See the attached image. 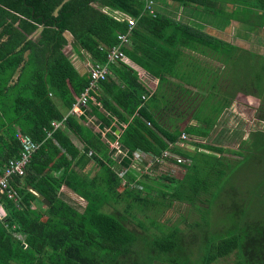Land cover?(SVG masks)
<instances>
[{"label": "trees", "instance_id": "16d2710c", "mask_svg": "<svg viewBox=\"0 0 264 264\" xmlns=\"http://www.w3.org/2000/svg\"><path fill=\"white\" fill-rule=\"evenodd\" d=\"M151 1L154 15L145 12L146 0H0V175L9 160L19 157L17 132L39 146L25 175L11 181L16 202L0 196L6 212L0 220V264H213L231 255L236 264H264V220L242 209L246 191L222 181L224 162L232 160L225 154L253 163L258 156L250 150L253 143L243 140L234 150L180 140L182 133L207 138L209 127L216 125L237 91L227 72L222 90L221 72L205 59L229 66L238 64L241 55L226 39L181 22L171 12L196 9L205 11L214 24L233 20L261 28L264 0ZM113 12L135 19L122 51L158 80L157 88L149 93L133 68L112 63L94 94L100 107L91 103L86 116L68 115L89 75H80L64 53L68 42L63 34L72 35L74 52L104 63L107 51L118 45L117 35L128 31L127 22L117 21ZM255 78L261 80L258 73ZM198 94L206 104L213 101L199 118L203 100L192 111L184 109L187 97L192 102ZM163 118L173 127H162ZM191 118L203 126L188 125ZM257 118L264 122V96ZM62 121V128L51 126ZM109 128L107 139L117 141L128 158H114L116 150L101 138L100 131ZM168 143L175 144L174 151L190 164L179 180L160 175L172 184L169 191L155 190L144 182L149 176L138 179L129 168L132 153L160 155ZM116 163L129 168L123 178ZM62 188L85 202L82 210L67 202ZM173 203L187 204L199 213L195 227L201 240L212 235L195 260L189 252L195 239L149 216ZM218 203L226 205L224 212L232 219L223 220L225 229L209 217ZM140 216L160 229V235L149 234Z\"/></svg>", "mask_w": 264, "mask_h": 264}, {"label": "rangeland", "instance_id": "374dc122", "mask_svg": "<svg viewBox=\"0 0 264 264\" xmlns=\"http://www.w3.org/2000/svg\"><path fill=\"white\" fill-rule=\"evenodd\" d=\"M156 3L160 4L162 3V1L157 0ZM172 15L181 22L186 23L188 21L191 25L198 26L201 29H208L207 26L215 27L214 19L211 18L205 11H200V10L197 11L196 9H194L192 15V12L184 8V9H178L177 11L172 10ZM194 15L196 17H194ZM197 16L199 17V19H197ZM188 18L189 19L192 18V20H189ZM226 25H228L229 34L233 33L235 37H237L238 34L239 36L242 35L244 36L241 42L237 41L236 44L238 45L246 44L248 38L246 37L245 31L238 29L237 24H235L236 26L233 27V23H231V21L229 20H227L225 24L221 23L220 29L225 31ZM229 39L230 38H227V40ZM64 50L65 53L66 54L69 53V56L72 58L73 52H71L68 49V47H66ZM77 53L79 52L77 51L76 54ZM79 56L83 57L82 54H79ZM213 65H217L218 67H220V69H222L220 73L222 77L220 81L222 90L226 86L225 75L227 71H228L227 73H230V75L232 76V79H234L235 82L234 81L233 82L236 83L235 88H237L236 90L238 91L237 95H239L237 101L235 102H237L238 104L235 103L236 104L235 105L234 102H232L233 108L230 111H226L224 113V115L217 121L216 126L209 127L210 129L209 136L206 139L204 138L202 139L200 138V139L205 144L222 146L224 148L234 149V150L238 148L239 143L243 140L253 143V145L250 147V150L255 151L252 152L253 155L255 153L258 155L256 156V159L252 160L253 163L249 159L248 161H246L245 159L237 158L240 159L241 161H236L233 160L234 158L236 159V157H234L233 155L225 154L228 159H232V160H229L228 162H224L226 167L225 169L226 175L222 177V181L225 182L226 184H231V186L237 187L239 190L246 191L247 194L244 200L242 201V203L244 202V206L242 207V209L248 212L251 217H255L258 215L260 219L264 220V184H263L264 183V123L263 121H260L257 118L258 107L263 101L264 92L262 93L263 95L262 96L260 95V92L262 91L255 88L257 86L259 88L264 89V58L263 59L259 57L255 58L252 56H247L245 54H242L241 59H239L238 61V64L236 63L235 65H233L230 62V65L226 66V64L224 63V68H226V71L223 70L222 65L216 64V62H214ZM257 73L260 75L261 80L255 78V75ZM249 88L256 89V92L252 95L253 91H250ZM203 98L204 97H201V95L198 94V97L193 99L192 102H189V97H187V100H185L184 102L185 111H189V110L192 111V109H194L195 106L198 103H201L203 100L204 106L199 111L198 118L200 115L207 114L209 112L208 105H210L213 101L210 100L208 101V104H206L207 102ZM247 101L248 102L250 101L249 104L251 105H249ZM60 110L62 109L60 108ZM189 124L203 126L202 122H199L192 118L189 120L188 125ZM168 129H170V127H168ZM103 133H105V131H100V136H103ZM249 133L251 134L248 136ZM253 133L257 134L255 139H253L254 137ZM116 154L114 158L117 157ZM116 166H119V164L116 163L115 168ZM185 169L183 167H179L172 170L171 171L172 173L170 172L171 173L170 174L169 173L170 170L168 168H163L161 170L156 171L155 176L147 175L150 177L149 178L150 180L144 179V182L147 181L148 184L156 188L155 190L159 189V190L169 191L170 190L169 187H171L172 184H170V182L168 181L162 180L160 178V175L169 176L170 178L179 180L184 176L186 172ZM123 192H124V188L121 187L119 189V193H123ZM62 193L65 195L63 197L72 206L78 208L79 210L83 209L85 202L81 198H79L77 195L73 194L72 192L66 190L65 188H62ZM152 195L153 196L155 195L154 197L157 200H160L161 198L158 192L152 191ZM224 202L226 205L229 204L227 203V201ZM225 206L222 203L220 205L219 203L216 204L211 210V214L209 216L212 223L215 222L219 224V226L221 227L223 225L224 229H225V225L222 224L223 220L226 221L227 218L228 220L227 222L230 223L232 221V219L229 220L231 216H228V214L225 213L226 212L224 209ZM149 216H153L157 224L163 225V227L165 228H172L173 226H178L186 235V237L187 236L192 237L191 239L192 241L193 239H195L194 246H192V248L189 249L190 254H192L191 256L192 260L198 258L197 256L202 253L201 249H203V253H204L205 244L208 241L212 240L211 239L212 235L211 236L207 235L201 240V236L197 231V227H195V224L200 222V215L196 211L190 209L187 206V204L173 203L171 207L164 209L161 214H150ZM140 217L142 221L143 220L145 221L146 223L145 227L149 230L148 231L149 234L160 235V229H157L152 225H150L149 222L145 220L143 216ZM131 228H135L137 231H140V229L136 228L134 225H131ZM202 241H203V246H201ZM213 264H236V257L234 255H231L230 257L226 259L218 260Z\"/></svg>", "mask_w": 264, "mask_h": 264}, {"label": "built area", "instance_id": "2783aa9c", "mask_svg": "<svg viewBox=\"0 0 264 264\" xmlns=\"http://www.w3.org/2000/svg\"><path fill=\"white\" fill-rule=\"evenodd\" d=\"M107 13V10H103ZM145 12L149 15H154L153 2L151 0H146L145 4ZM112 16L117 21L125 20L128 24V31L126 34H118L117 40L118 45L110 48L107 51L106 62L99 63L94 61L88 67V75L89 82L84 91L76 98L75 103L73 104L71 110L68 115H74L77 118L86 116V113L89 111V104H96L98 107L100 105L96 103L94 94L98 90V84L101 81H104L109 74V65L116 62H123L129 65V60L126 55L123 53L122 48L129 44V39L133 28L136 25L135 19L128 18L121 13L113 12ZM146 96H143L142 99L146 100ZM90 122L92 120L91 117H86ZM65 119V118H64ZM63 119V121H64ZM62 122H52L51 126L53 129H58L63 127ZM121 128H125L126 125L121 124ZM147 126H150V123L147 122ZM98 128V126H95ZM101 131H105L101 138L109 145L110 149L116 150V155H121L122 157L128 158V153L121 150L120 145L117 141L110 142L106 133L110 132L109 129H103ZM116 137V133H113ZM50 136V133L47 134ZM16 139L18 140L21 150L19 153V157L17 159L9 160L8 165L3 170L0 175V196H5L7 199L16 202L15 193L11 186V181L14 177H23L25 175L26 167L31 159V156L38 149V145L31 139L30 136L22 134L21 132L16 133ZM181 141H189V142H199V140L189 137L187 134L182 133L180 136ZM175 144L168 143L167 149L162 151L160 155L146 154L140 150L132 153L131 163L129 168L136 171V176L140 179L144 175L155 176L156 171L161 170L163 168H168L169 173L179 167H183L189 163L188 159H185L180 154L174 151ZM177 147L189 148L187 144L178 143ZM119 170L117 174L119 177L123 178L125 173L128 172L129 168L123 167L120 163ZM186 170V169H185ZM172 173V172H171ZM170 173V174H171ZM125 185V181L123 180V184ZM32 192V191H31ZM35 194L34 192H32ZM6 217V212L3 206L0 204V220H4Z\"/></svg>", "mask_w": 264, "mask_h": 264}, {"label": "crops", "instance_id": "0c3cea01", "mask_svg": "<svg viewBox=\"0 0 264 264\" xmlns=\"http://www.w3.org/2000/svg\"><path fill=\"white\" fill-rule=\"evenodd\" d=\"M187 10H189L190 12H192V15H193L194 9H187ZM173 11H175V10H173ZM194 17H196V16L194 15ZM197 19H199L198 16H197ZM189 20H192V18L189 19ZM225 22H227V21H223V20L222 21H219L220 24L216 22V24L214 25L215 27H212V26L209 27V26H207L208 29H204V30L207 31L208 33L216 36L217 38L226 39V41H228L231 45H233L234 47L237 48L236 53H235L237 56H240L242 54H245L247 56H252V57H255V58H258V57L259 58H262V59L264 58V25L261 28H255V27L246 26L244 24L237 23V22L231 20V23H233V27H235L236 26L235 24H237L238 25L237 28L240 29V30L245 31L246 37L248 38V41L246 42V44H242V45L240 44V45H238V44H236L237 41L241 42V40L243 39L244 36L243 35L242 36H239V34H238L237 37H235L233 35V33L232 34L230 33L231 34L230 35L228 33V25L225 26L226 27L225 28V31L224 30H221L220 29L221 23H224L225 24ZM186 23H189V22L187 21ZM207 27H205V28H207ZM209 30H211V31H209ZM63 35H64V37L66 38V40L68 42V44H67L66 47H68V49L71 52H73L72 53L73 54L72 55V58L70 57V59H71V62L73 63V65H74L75 69L78 71V73L80 75L88 74V67L93 62V60L90 58V56L88 54H86V53H84L82 51H81V53L79 52V53L76 54V52H74L73 49H72V45H73V37H72V35L69 32H65ZM227 38H230V39L227 40ZM234 38H235L236 42H235ZM64 53H65V50H64ZM79 54H82L83 57H80ZM207 60L209 61V63L212 61L210 59H207ZM214 62H216V61H214ZM214 62L212 61L210 64L213 65ZM216 64L222 65L223 66V70L226 71V68H224V64L218 63V62H216ZM129 66L131 68H133L137 72L138 78H139L140 82L147 89V91L149 93H154V91L156 90L157 85H158V80L156 78H154L152 75H150L148 72H146L144 69H142L138 65L134 64L130 60H129ZM213 66H215L219 70V72L222 71V69H220V67H218L217 65H213ZM250 91H253L252 92V95H253L256 92V89L251 88ZM237 92L238 91H236V94H235V97H234L235 100L234 99L231 100V103H230L229 107L223 110V112L220 115L219 119L224 115V113L226 111H230L233 108V103L232 102H234V104L235 103L238 104L237 102H235V101H237V99L239 97V95H237ZM262 93H263V91L260 92V95H262ZM249 102H248V104H249ZM249 105H251V104H249ZM234 109H233V111H234ZM219 119H217V121ZM163 120H164V123L161 122L162 127L166 128V129L168 127H170V128L173 127L172 124L170 122H168L165 118H163ZM186 124H187V122H186ZM189 125H193V124H189ZM214 126H216V125H214ZM250 134L251 133H249L248 136ZM254 135H257V134H254ZM194 139L199 140V143H204L201 140L202 138L201 139L200 138L198 139V138H195L194 137ZM204 139H206V138H204ZM199 151H204V150L203 149H200ZM204 152L205 153H209L208 151H204ZM188 161H189V163L187 165L190 164V160L189 159H188Z\"/></svg>", "mask_w": 264, "mask_h": 264}, {"label": "water", "instance_id": "95a60500", "mask_svg": "<svg viewBox=\"0 0 264 264\" xmlns=\"http://www.w3.org/2000/svg\"><path fill=\"white\" fill-rule=\"evenodd\" d=\"M119 134V131H116V135ZM38 200L43 204V205H46L48 206V203L42 198V197H38Z\"/></svg>", "mask_w": 264, "mask_h": 264}]
</instances>
